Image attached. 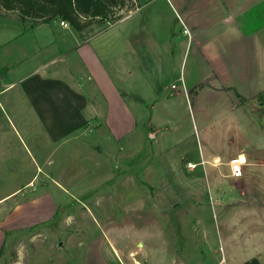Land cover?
Here are the masks:
<instances>
[{"label": "rangeland", "instance_id": "obj_1", "mask_svg": "<svg viewBox=\"0 0 264 264\" xmlns=\"http://www.w3.org/2000/svg\"><path fill=\"white\" fill-rule=\"evenodd\" d=\"M193 104L176 103V120L149 109L121 137L93 117L59 143L25 100L16 118L1 96L0 264H264V181L233 182L204 163L200 123L213 119ZM147 121L170 131L150 138Z\"/></svg>", "mask_w": 264, "mask_h": 264}, {"label": "crops", "instance_id": "obj_2", "mask_svg": "<svg viewBox=\"0 0 264 264\" xmlns=\"http://www.w3.org/2000/svg\"><path fill=\"white\" fill-rule=\"evenodd\" d=\"M131 3L89 35L58 18L26 28L2 13L0 97L16 118L25 100L47 141L59 143L93 117L115 137L156 107L161 119L176 120L175 104L186 99L202 120L213 119L200 123L204 163L233 182L264 181V0ZM157 130L159 137L170 128ZM217 133L219 147L205 158ZM237 153L246 164L234 178L227 162Z\"/></svg>", "mask_w": 264, "mask_h": 264}, {"label": "trees", "instance_id": "obj_3", "mask_svg": "<svg viewBox=\"0 0 264 264\" xmlns=\"http://www.w3.org/2000/svg\"><path fill=\"white\" fill-rule=\"evenodd\" d=\"M131 6V0H0V7L18 12L19 20L26 28L58 18L78 32L95 19L112 22ZM241 264L260 262L252 257Z\"/></svg>", "mask_w": 264, "mask_h": 264}, {"label": "built area", "instance_id": "obj_4", "mask_svg": "<svg viewBox=\"0 0 264 264\" xmlns=\"http://www.w3.org/2000/svg\"><path fill=\"white\" fill-rule=\"evenodd\" d=\"M62 25H67L65 21H60ZM184 32H187V29H183ZM174 86V85H172ZM243 158V159H242ZM228 165H229V170H230V175L234 178L240 177L243 174V166L246 164V156L244 153H237L234 156L230 157L228 160ZM193 163L189 162V166H191Z\"/></svg>", "mask_w": 264, "mask_h": 264}, {"label": "water", "instance_id": "obj_5", "mask_svg": "<svg viewBox=\"0 0 264 264\" xmlns=\"http://www.w3.org/2000/svg\"><path fill=\"white\" fill-rule=\"evenodd\" d=\"M147 127L149 130L147 134L150 138H152L154 136V133L156 132V130L153 129L152 127H150V123L148 121H147Z\"/></svg>", "mask_w": 264, "mask_h": 264}, {"label": "bare ground", "instance_id": "obj_6", "mask_svg": "<svg viewBox=\"0 0 264 264\" xmlns=\"http://www.w3.org/2000/svg\"><path fill=\"white\" fill-rule=\"evenodd\" d=\"M191 166H193L192 164H190ZM195 166V165H194ZM132 253H134V252H132ZM135 264H140V263H138V262H135Z\"/></svg>", "mask_w": 264, "mask_h": 264}, {"label": "snow or ice", "instance_id": "obj_7", "mask_svg": "<svg viewBox=\"0 0 264 264\" xmlns=\"http://www.w3.org/2000/svg\"><path fill=\"white\" fill-rule=\"evenodd\" d=\"M243 159V158H242Z\"/></svg>", "mask_w": 264, "mask_h": 264}]
</instances>
